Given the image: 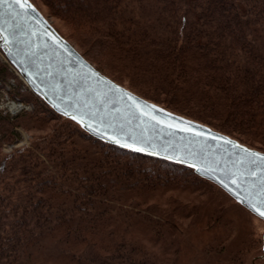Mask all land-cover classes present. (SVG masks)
I'll use <instances>...</instances> for the list:
<instances>
[{"label": "trees", "instance_id": "1", "mask_svg": "<svg viewBox=\"0 0 264 264\" xmlns=\"http://www.w3.org/2000/svg\"><path fill=\"white\" fill-rule=\"evenodd\" d=\"M28 1L62 20L112 81L264 152V0ZM116 66L163 98L124 84ZM7 75L0 66V86ZM30 92L33 111L0 117V132L14 141V125L43 130L34 142L51 167L26 147L0 157V264H173V215L190 216L173 193L217 185L191 165L95 137Z\"/></svg>", "mask_w": 264, "mask_h": 264}, {"label": "water", "instance_id": "2", "mask_svg": "<svg viewBox=\"0 0 264 264\" xmlns=\"http://www.w3.org/2000/svg\"><path fill=\"white\" fill-rule=\"evenodd\" d=\"M22 3L23 9L11 0L0 6V46L31 90L95 137L193 166L258 216L255 208H264V152L131 93L60 38L28 0Z\"/></svg>", "mask_w": 264, "mask_h": 264}, {"label": "rangeland", "instance_id": "3", "mask_svg": "<svg viewBox=\"0 0 264 264\" xmlns=\"http://www.w3.org/2000/svg\"><path fill=\"white\" fill-rule=\"evenodd\" d=\"M34 8L60 38L68 42L74 49H82L65 23L49 14L45 5L38 2V7ZM4 51L5 48L0 47V66L5 68L8 75L0 86V100L6 94L9 99L31 104V110H24L13 116L9 113L4 114L0 110V117L13 123L17 115H26L32 112L35 102H39V98L30 92L31 89L24 82L22 75H18L11 67L12 64L5 58ZM115 69L124 84L132 83L128 73L120 72L119 66H116ZM134 86L143 89L157 99L163 98V95L153 86L137 82ZM18 90L23 97L18 98L13 94ZM13 129L19 134V138L14 141L4 140L0 132V157L13 153L18 148L26 147L36 152L40 159L51 167L45 155L35 145L36 137L43 134L44 131H28L18 125H14ZM202 184L207 185L206 187L210 188V191L194 186L193 188L197 189L195 191L173 193L172 200L187 204L186 211L190 212V216L185 213L186 218H181L179 214L173 215L175 216L173 218L174 236L171 235L170 241L162 242V245H165L169 241L166 247H169L175 254L174 258L172 257L173 264H264V220L246 209L218 185L217 187L208 183ZM170 198L163 196L159 201L164 205L167 203L168 207V204H172ZM192 205H198V209L192 208Z\"/></svg>", "mask_w": 264, "mask_h": 264}, {"label": "built area", "instance_id": "4", "mask_svg": "<svg viewBox=\"0 0 264 264\" xmlns=\"http://www.w3.org/2000/svg\"><path fill=\"white\" fill-rule=\"evenodd\" d=\"M11 67L14 68L16 73L19 75L16 68L13 65H11ZM0 110H2L4 114L9 113L11 116H13L24 110H31V104L25 103L23 101L9 99L7 95L4 94V96L0 100ZM13 145H16V144H13Z\"/></svg>", "mask_w": 264, "mask_h": 264}, {"label": "snow or ice", "instance_id": "5", "mask_svg": "<svg viewBox=\"0 0 264 264\" xmlns=\"http://www.w3.org/2000/svg\"><path fill=\"white\" fill-rule=\"evenodd\" d=\"M7 2H8V0H0V6H3ZM11 2L16 4V5H18L22 9L26 7V3H22V0H11ZM5 43H7V41H5ZM145 115H147V114L145 113ZM152 118L154 119L155 117H152ZM73 119H75V117H73ZM169 126L171 127V125H169ZM181 130L182 131H191V129H189V128H184V129H181ZM196 135H200V133H196ZM225 143H227V141H225ZM249 155H254V154L249 153ZM259 159L261 161H264V157H259ZM231 182L233 184H236V180L235 179H233ZM261 203L264 204V201H261ZM255 212L260 218L264 219V208H255Z\"/></svg>", "mask_w": 264, "mask_h": 264}]
</instances>
